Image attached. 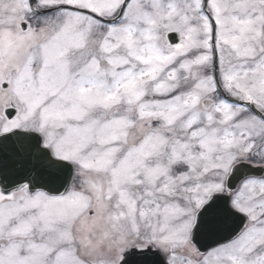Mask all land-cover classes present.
Listing matches in <instances>:
<instances>
[{
    "label": "snow or ice",
    "instance_id": "1",
    "mask_svg": "<svg viewBox=\"0 0 264 264\" xmlns=\"http://www.w3.org/2000/svg\"><path fill=\"white\" fill-rule=\"evenodd\" d=\"M0 264H264V0H0Z\"/></svg>",
    "mask_w": 264,
    "mask_h": 264
}]
</instances>
